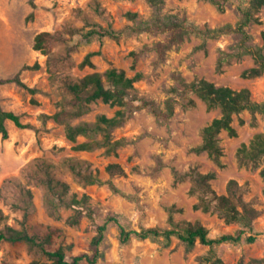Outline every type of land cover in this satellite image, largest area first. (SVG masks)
<instances>
[{
	"label": "rangeland",
	"instance_id": "rangeland-1",
	"mask_svg": "<svg viewBox=\"0 0 264 264\" xmlns=\"http://www.w3.org/2000/svg\"><path fill=\"white\" fill-rule=\"evenodd\" d=\"M247 4L248 0H230L222 11L209 0H165L164 12L181 19L186 16L189 23L201 28H218L236 25L242 16L241 8ZM129 11L138 12L140 19L147 20L154 8L147 0H34V5L32 0H0V104L19 114L23 123L34 126L22 129L7 121L9 137L5 139L0 134V207L8 216L0 227L8 224L21 228L28 214L29 231L41 238L51 233L48 248L64 246L68 259L91 251L96 223H104L111 213L121 214L122 223L129 230L167 226L172 206L182 210L175 213L176 220H201L214 238L243 229L237 223L228 224L217 212L195 209L199 195L191 193L192 181H176L174 170L184 173L197 169L202 173L216 172L212 186L219 194L227 193L231 179L238 180L246 187V198L260 211L253 229L246 232L256 236L255 242L243 240L215 247L225 264H246L251 258H264V179L260 174L264 161L258 167L246 166L238 157L241 145L264 131V116L259 115L253 125L251 114L244 112L241 115L246 120L244 125L239 117L235 118L237 136L221 133L223 166L206 152L194 150L202 143L203 128L221 115L220 108L208 109L196 95L195 106H177L168 122L160 121L147 108L136 111L114 133L115 139L125 140L115 154H108L105 148L77 151L66 137L64 125L53 119H40L41 114H54L61 102L70 103L74 99L52 74L79 80L89 73H104L117 67L133 76V51L141 53L137 71L145 74L136 83L138 92L162 106L173 95L170 89L176 84V73L188 81L205 78L235 89L247 87L255 100L264 101V74L256 78L243 76L255 62L252 55H236L242 42L236 33L207 39L191 34L158 67L156 52H144L143 48L163 40L164 34L125 32L118 39L90 35L101 27L120 31L134 24L127 17ZM259 16L261 23H252L247 28L252 46L263 45L264 7ZM41 32L54 37L47 43L46 53L35 48ZM203 43L205 47L198 48ZM90 52H97L94 66H82ZM223 53L232 56L220 68ZM37 62L41 64L39 69L26 68ZM17 76L37 92L31 93L9 81ZM116 109L102 101L94 102L83 117L72 122L93 123L101 114L113 116ZM84 140L85 137L79 139ZM158 157L163 158L165 167L152 176L150 172ZM110 163H119L124 168L125 173L117 175L114 182L130 198L114 193L108 184L86 183L72 169L74 165L78 171L94 172L108 180L106 168ZM44 164L49 165L47 173L42 169ZM58 182L66 183L68 188ZM84 195L89 196L87 204L72 205V199L81 200ZM75 218L79 220L77 223ZM119 236L118 225L110 223L96 264H201V257L210 250L209 246L197 244L188 251L177 239L170 247L140 239L122 244ZM35 259L48 261L47 256L29 244L0 243V264H29Z\"/></svg>",
	"mask_w": 264,
	"mask_h": 264
},
{
	"label": "trees",
	"instance_id": "trees-1",
	"mask_svg": "<svg viewBox=\"0 0 264 264\" xmlns=\"http://www.w3.org/2000/svg\"><path fill=\"white\" fill-rule=\"evenodd\" d=\"M154 8L152 17L147 20L140 19L138 12L129 11L127 17L134 22L123 30H115L112 27H101L94 29L90 35L98 34L100 36H110L120 38L125 32L129 34L150 35L164 34L165 38L154 42L152 45H145L143 51H155L157 60L155 66L158 67L165 63L168 53L184 43L186 38L195 34L204 39L214 38L225 34L236 33L242 37L240 44L241 50L237 52L238 57L245 54L252 55L255 65L243 72L245 78H256L264 74V30L262 32V46H252L249 44L250 35L247 28L252 23H261L259 13L264 7V0H248V4L241 8V19L236 25L226 24L218 28H201L188 22L187 17L179 18L177 15L166 14L164 12L165 0H147ZM220 10L224 11L226 3L230 0H209ZM34 5V0H32ZM54 38L49 32H41L36 37L35 48L46 53V45ZM203 43L198 48H204ZM97 52H90L82 62V66H94L93 57ZM141 53L133 51V65L135 74L130 76L126 70L117 67H111L104 73L93 72L85 75L79 80H71L68 77H52L60 81L68 88L74 99L70 103L61 102L59 109L52 115L41 114L40 119H53L55 122L65 126V133L68 140L74 143V149L77 151H92L96 148H105L108 154H115L118 149L124 145V139H115V131L122 127L126 121L138 110L147 108L156 118L162 122H168L175 114L179 105L184 107H193L196 105L194 95L202 99L208 106V109L220 108L221 115L216 117L205 126L202 130V143L194 148L198 153L206 152L208 156L219 166H223L222 157L224 150L221 145L220 135L226 131L229 136L238 135V130L234 125L235 118L239 117L241 125L246 120L241 117L244 112H249L252 116L251 124L256 125L258 116H264V101H257L253 98L252 91L247 88L235 89L230 86L217 85L205 78H197L188 81L182 74L176 73L174 84L170 95L160 105L156 100L140 94L137 90L136 83L145 78V74L137 71ZM232 54L223 53L220 61V68L229 61ZM41 64L35 63L33 66H27V69H39ZM9 81L17 82L23 88L31 93H36L37 89L28 86L19 76ZM102 101L112 107H116L115 114L108 116L101 114L93 123L80 121L73 123L72 119L83 117L91 103ZM7 121H12L22 129H32V124H25L21 116L14 111L3 108L0 104V134L5 139L9 137ZM80 137L86 140L80 142ZM239 161L242 165L258 167L264 161V131L256 133L249 143H243L238 151ZM165 167L162 157H158L155 166L152 168L150 175L157 176ZM44 172L49 171V165H42ZM72 169L88 184H108L116 194L130 198L114 182L117 175L125 173L124 168L119 163H110L106 172L110 178L103 180L97 173L78 171L73 165ZM139 171V168H136ZM176 181L183 182L186 179L192 181L191 193L199 195V202L195 204V209H201L204 212H217L224 218L228 224L237 223L243 227L236 233H226L218 237L210 235V229L201 221L176 220L175 213L181 212L175 206L169 208L168 225L161 226H143L141 229L129 230L122 223V215L111 213L104 223H96V235L91 242V251L83 252L68 259L67 251L64 246L55 250L48 248L52 240V234H47L41 238L32 234L27 226L28 214H25V220L21 228H16L6 224L0 227V243L9 242L12 244L26 243L34 248H38L48 261L33 260L29 264H82L84 261L88 264H96L100 258V247L104 243L110 223H115L120 229V241L122 244H128L133 239L152 240L162 244L164 247H170L174 239L179 240L185 245L188 251L193 250L197 244L210 247L207 254L201 257V264H225L223 258L217 253L215 247L223 243L238 244L243 240L250 243L256 241V236L246 235L247 229L252 230L256 218L260 211L255 204L246 198V187L241 185L238 180L231 179L227 186V193L219 194L212 186V181L216 178V172L202 173L197 169H191L188 172L174 170ZM260 174L264 179V166L261 167ZM49 184V180H48ZM64 188L68 185L58 182ZM89 196L84 195L81 200L72 199V205L87 204ZM8 216L0 207V224L5 222ZM79 220L75 218V223ZM246 264H264V258H251Z\"/></svg>",
	"mask_w": 264,
	"mask_h": 264
}]
</instances>
